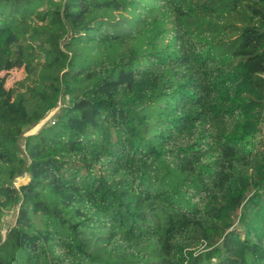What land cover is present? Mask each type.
<instances>
[{"label":"trees","instance_id":"obj_1","mask_svg":"<svg viewBox=\"0 0 264 264\" xmlns=\"http://www.w3.org/2000/svg\"><path fill=\"white\" fill-rule=\"evenodd\" d=\"M0 264H264V0H0Z\"/></svg>","mask_w":264,"mask_h":264},{"label":"rangeland","instance_id":"obj_2","mask_svg":"<svg viewBox=\"0 0 264 264\" xmlns=\"http://www.w3.org/2000/svg\"><path fill=\"white\" fill-rule=\"evenodd\" d=\"M24 75L23 70L22 69H12L10 71H8L7 73H5L6 76V87L11 86L16 80L22 78ZM60 103H58L59 106ZM57 108L48 111L45 116L36 124L32 125L31 127H29V129H27L24 133V135L26 134H30V133H35L39 130V128L44 125V124H48L49 121L52 120L54 114L56 113ZM22 137L20 139V143H22ZM27 181V176L26 175H22L20 177H18L15 181V185L18 186L21 183H24ZM15 213H16V209L15 208H11L10 210H8L5 215L3 216V227H2V232L5 231V229L7 227H9L13 222H14V217H15Z\"/></svg>","mask_w":264,"mask_h":264}]
</instances>
